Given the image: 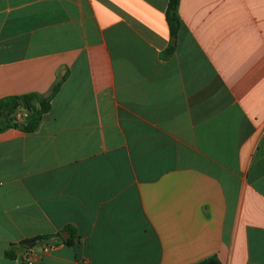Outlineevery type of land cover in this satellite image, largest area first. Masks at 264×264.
<instances>
[{
  "label": "crops",
  "instance_id": "crops-1",
  "mask_svg": "<svg viewBox=\"0 0 264 264\" xmlns=\"http://www.w3.org/2000/svg\"><path fill=\"white\" fill-rule=\"evenodd\" d=\"M166 7L0 0V100L61 81L0 132V264L66 226L34 264H264V0Z\"/></svg>",
  "mask_w": 264,
  "mask_h": 264
},
{
  "label": "trees",
  "instance_id": "trees-1",
  "mask_svg": "<svg viewBox=\"0 0 264 264\" xmlns=\"http://www.w3.org/2000/svg\"><path fill=\"white\" fill-rule=\"evenodd\" d=\"M178 0H167V7L165 12V19L168 25L169 33L171 37H176L180 29V19L178 16ZM174 52V45H170L165 55L170 56ZM61 85V81L58 82L47 96H41L35 93L26 94L20 97H8L0 100V132L6 128L14 127L18 128L23 133H33L39 127L42 117L50 110V102ZM22 99L25 101V106L22 103ZM22 109L25 115L21 122L13 121V114ZM22 125V128H19ZM65 232L67 237L63 238L61 234ZM55 239L56 242L62 243L68 247L74 246L78 243V236L76 230L71 226H66L61 232L54 236L36 237V242L48 241V239ZM25 242L21 244V254L27 253L32 247H26ZM11 249L5 251V256L10 259L22 258V255ZM200 264H219L215 258L207 259Z\"/></svg>",
  "mask_w": 264,
  "mask_h": 264
},
{
  "label": "built area",
  "instance_id": "built-area-1",
  "mask_svg": "<svg viewBox=\"0 0 264 264\" xmlns=\"http://www.w3.org/2000/svg\"><path fill=\"white\" fill-rule=\"evenodd\" d=\"M39 243L40 247L38 250L31 249L27 253H24L22 255L20 264H34L33 261L37 259V257L47 254L48 252L54 250L58 245V242H56L55 239L52 238L48 239V241H43Z\"/></svg>",
  "mask_w": 264,
  "mask_h": 264
},
{
  "label": "water",
  "instance_id": "water-1",
  "mask_svg": "<svg viewBox=\"0 0 264 264\" xmlns=\"http://www.w3.org/2000/svg\"><path fill=\"white\" fill-rule=\"evenodd\" d=\"M174 41H175V37H171V42L172 43H174ZM22 103H23V105L25 106V101H24V99H22ZM19 128H22V125H19ZM63 238H65V233H63ZM35 240H29V241H27V242H25L24 243V245L26 246V247H32L34 244H35Z\"/></svg>",
  "mask_w": 264,
  "mask_h": 264
},
{
  "label": "rangeland",
  "instance_id": "rangeland-1",
  "mask_svg": "<svg viewBox=\"0 0 264 264\" xmlns=\"http://www.w3.org/2000/svg\"><path fill=\"white\" fill-rule=\"evenodd\" d=\"M12 119H13V121H16V122H18L19 121V118L17 117V116H12Z\"/></svg>",
  "mask_w": 264,
  "mask_h": 264
}]
</instances>
